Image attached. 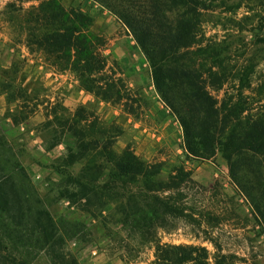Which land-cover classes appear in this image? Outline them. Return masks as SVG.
Returning a JSON list of instances; mask_svg holds the SVG:
<instances>
[{"label": "trees", "instance_id": "1", "mask_svg": "<svg viewBox=\"0 0 264 264\" xmlns=\"http://www.w3.org/2000/svg\"><path fill=\"white\" fill-rule=\"evenodd\" d=\"M97 1L127 28L147 60L156 94L181 127L186 154L210 159L219 153L231 182L264 228V105L243 95L250 88L249 65L234 76L235 94L220 100L211 94L233 76L223 69L219 51L200 40L203 0H147L145 18L116 0ZM8 21L20 25L25 47L42 56L46 69L68 73L84 92L134 117L140 114L143 98L108 67L105 40L92 30L88 13L60 0H40L12 10ZM18 91L24 95L25 89L19 85ZM56 107L65 109L52 104L50 121L58 120L61 135L75 142V150L66 147L53 166L69 187L61 197L99 217L112 206L120 230L152 244L150 264H229L234 256L221 253L212 232H201L215 250L212 256L204 246L161 243L157 236L158 229H174L178 220L217 225L227 211L205 206L214 191L205 195L210 190L197 185L181 165L166 172L162 163L147 162L128 147L115 152L119 128L102 125L82 108L60 118ZM21 147L0 132V264H29L37 252L53 264H78L64 248L77 232L75 225L60 224L39 201L20 163ZM78 161L81 168L73 173L70 168ZM200 196L205 203L198 209L193 203Z\"/></svg>", "mask_w": 264, "mask_h": 264}, {"label": "rangeland", "instance_id": "2", "mask_svg": "<svg viewBox=\"0 0 264 264\" xmlns=\"http://www.w3.org/2000/svg\"><path fill=\"white\" fill-rule=\"evenodd\" d=\"M39 1L0 0V132L21 144L22 154L18 148L14 150L21 154L20 163L37 190L39 201L60 224L75 225L77 232L66 241L65 250L78 264H150L153 260L152 244L140 243L134 234L120 230L112 206L99 217L86 212L81 204L61 197L69 187L53 166L61 162L66 147L75 150V142L61 135L62 129L56 126L58 120L50 121L54 103L65 108H55L57 117L71 116L82 108L102 125L119 128L121 133L112 144L115 152L128 147L147 162L162 163L166 172L181 165L197 185L210 190L205 195L214 191L205 206L226 210L223 220L213 227L178 220L174 229L157 230L161 243L201 245L212 256L214 248L202 239L201 232L206 230L217 237L222 254L234 256L229 264H264L262 224L237 192L219 153L210 159L186 154L181 127L156 94L149 64L127 28L97 0H60L65 7L78 8L92 17V30L105 40L102 50L108 67L145 102L137 117L125 113L120 105L84 92L70 74L52 73L43 65L41 55L29 53L24 31L8 19L12 10ZM116 1L144 18L148 15L147 0ZM203 8L200 40L219 51L223 69L233 76L211 94L218 100L225 94H235L238 81L234 76L249 65L250 88L244 89L243 95L251 97L253 104L264 105V0H203ZM19 85L25 89L24 95L18 91ZM81 165L78 161L70 170L77 173ZM203 203L205 199L200 196L193 204L201 209ZM29 264L53 263L37 252Z\"/></svg>", "mask_w": 264, "mask_h": 264}, {"label": "built area", "instance_id": "3", "mask_svg": "<svg viewBox=\"0 0 264 264\" xmlns=\"http://www.w3.org/2000/svg\"><path fill=\"white\" fill-rule=\"evenodd\" d=\"M77 1H79V2H84L85 0H77Z\"/></svg>", "mask_w": 264, "mask_h": 264}]
</instances>
